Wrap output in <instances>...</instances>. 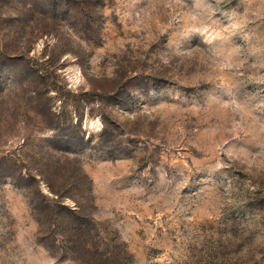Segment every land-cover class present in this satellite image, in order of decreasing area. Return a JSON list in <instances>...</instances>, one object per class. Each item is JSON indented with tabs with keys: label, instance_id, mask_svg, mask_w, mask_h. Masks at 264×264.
Segmentation results:
<instances>
[{
	"label": "rangeland",
	"instance_id": "1",
	"mask_svg": "<svg viewBox=\"0 0 264 264\" xmlns=\"http://www.w3.org/2000/svg\"><path fill=\"white\" fill-rule=\"evenodd\" d=\"M95 256L264 264V0H0V264Z\"/></svg>",
	"mask_w": 264,
	"mask_h": 264
},
{
	"label": "trees",
	"instance_id": "2",
	"mask_svg": "<svg viewBox=\"0 0 264 264\" xmlns=\"http://www.w3.org/2000/svg\"><path fill=\"white\" fill-rule=\"evenodd\" d=\"M61 198L62 197H60V196H58L57 198H53V199L45 197L46 204L43 205V207L40 209V212L41 211L46 212L48 214V216L51 218L50 222H48L46 220H44V222L47 225L51 224L52 226H54L56 228V230L53 232L54 233L57 232L56 233L57 236L55 237V238H57V240L55 239V242L57 241V243L59 241L61 243V240H66V238L68 239V236H69L71 231H74L76 234H81V232H84L83 223L73 222V221L69 220L71 217L80 218L81 215L83 213H85L84 208L79 206V204L76 202V204L78 205L77 210L70 209L68 206H65L62 203L63 198L62 199ZM90 202H92V200ZM52 221H53V223H52ZM53 241H54V238H53ZM67 243H68V246H64L63 251L67 252L68 251L67 249L69 248V250H71L72 252H75V250L79 249L80 251H82V252L85 251V252H87V254H90V255H95L96 252H97V254H99L98 251L94 252L88 246L77 247L76 245H74L73 239H72V242L67 240ZM70 247H72V248H70ZM95 258H96V260H98L99 257L95 256ZM96 262H97L96 264H108L109 263L108 259L103 261L102 258L100 259V261H96ZM85 264H95V263H85Z\"/></svg>",
	"mask_w": 264,
	"mask_h": 264
}]
</instances>
